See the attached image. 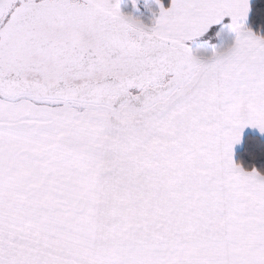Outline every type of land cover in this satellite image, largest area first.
Wrapping results in <instances>:
<instances>
[{
  "label": "snow or ice",
  "instance_id": "6c2138e0",
  "mask_svg": "<svg viewBox=\"0 0 264 264\" xmlns=\"http://www.w3.org/2000/svg\"><path fill=\"white\" fill-rule=\"evenodd\" d=\"M0 264H264V0H0Z\"/></svg>",
  "mask_w": 264,
  "mask_h": 264
}]
</instances>
